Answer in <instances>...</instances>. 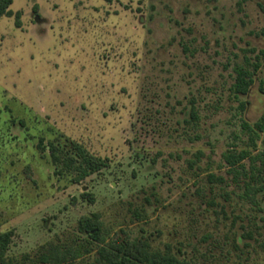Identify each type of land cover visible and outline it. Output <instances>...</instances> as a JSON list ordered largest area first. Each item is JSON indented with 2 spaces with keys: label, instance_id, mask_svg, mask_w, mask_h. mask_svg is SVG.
<instances>
[{
  "label": "rangeland",
  "instance_id": "374dc122",
  "mask_svg": "<svg viewBox=\"0 0 264 264\" xmlns=\"http://www.w3.org/2000/svg\"><path fill=\"white\" fill-rule=\"evenodd\" d=\"M10 9L0 17L8 257L32 263L55 244L92 249L70 264H98L79 231L98 215L107 242L145 241L186 264H264V157L251 159L264 153V133L244 127L264 116V0H13ZM239 68L255 71L245 96L234 93ZM41 140L64 155L77 143L108 167L76 183ZM242 151L250 158L235 175L224 156Z\"/></svg>",
  "mask_w": 264,
  "mask_h": 264
},
{
  "label": "trees",
  "instance_id": "16d2710c",
  "mask_svg": "<svg viewBox=\"0 0 264 264\" xmlns=\"http://www.w3.org/2000/svg\"><path fill=\"white\" fill-rule=\"evenodd\" d=\"M104 1L112 2V0ZM12 4L13 0H0V17L13 15L10 9ZM262 54H264V51ZM254 73L255 71L250 72L243 68L236 70L234 84L235 95L245 96L248 94L250 87L253 85ZM260 90L264 94V86H261ZM242 107H245L244 104H242ZM244 127L252 136L259 137L260 133H264V116L254 127L247 124H244ZM65 147L69 149L66 155L61 154L53 144L43 146V140L39 143V149L42 151L48 150L55 164L62 163L65 168H71L77 173L76 183L108 167L105 159L90 154L84 147L77 143L68 142L65 144ZM261 157H264V153L251 159L261 160ZM224 158L235 175H238L240 174L238 169H243L244 165L242 162L250 158V154L247 151H242L239 154L228 152ZM250 185L248 184V189ZM262 188L264 189V185ZM79 231L87 235L92 240V243L96 245L98 264H186L183 260L178 259L170 248H167L164 252L155 251L145 241L112 240L107 242L103 236L102 223L98 215L81 219L79 222ZM12 240L13 232L0 233V264H25L24 262L17 263L8 257ZM42 250L38 253L36 260L28 264H70L72 261L82 257L83 254H90L92 251V249L84 247L83 251L81 249L72 250L71 248H64L55 244H49L43 247Z\"/></svg>",
  "mask_w": 264,
  "mask_h": 264
},
{
  "label": "water",
  "instance_id": "95a60500",
  "mask_svg": "<svg viewBox=\"0 0 264 264\" xmlns=\"http://www.w3.org/2000/svg\"><path fill=\"white\" fill-rule=\"evenodd\" d=\"M39 21V19L38 18H36V22H38Z\"/></svg>",
  "mask_w": 264,
  "mask_h": 264
}]
</instances>
